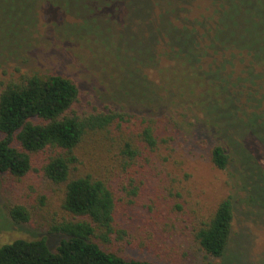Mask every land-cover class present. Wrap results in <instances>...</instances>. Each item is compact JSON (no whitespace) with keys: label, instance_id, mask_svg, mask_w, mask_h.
I'll return each mask as SVG.
<instances>
[{"label":"rangeland","instance_id":"rangeland-1","mask_svg":"<svg viewBox=\"0 0 264 264\" xmlns=\"http://www.w3.org/2000/svg\"><path fill=\"white\" fill-rule=\"evenodd\" d=\"M66 1L69 7L64 5ZM113 1L0 0V92L25 75L61 74L79 88V101L74 107L79 114L97 110L135 113L151 118L159 127L154 148L141 142L134 128L137 122L132 126L120 122V127L115 122L103 136L98 132L85 137L76 150L77 172L104 177L114 190L115 231L109 242L94 239L102 248L156 264H264V208L260 210L259 205L250 202L248 191L237 180L240 164L219 169L211 161V148L221 138L211 129L214 124L209 117L217 119L223 128L234 123L240 126L239 94L244 95L245 90L226 74L244 78L246 71L239 64L229 63L223 69L225 74L220 75L219 69L207 61L212 70L198 80L193 76L197 67L209 69L204 59L193 62L191 68L192 63L181 64L166 56L161 44L155 47L153 37H145L149 17L146 12L142 14L143 9L127 23V15L119 11L102 15V9ZM171 1L161 0L165 4ZM230 1L237 7L223 5V17L248 15L238 12L246 7V0ZM150 4V0L145 2L147 7ZM194 5L193 16L207 15L205 0H196ZM20 9L21 13L17 12ZM185 16L186 10L178 17ZM83 18L91 20V30H79ZM232 24L231 20L229 25L216 20L217 48L247 45L252 54L263 57L264 24L257 33L247 32L245 25L235 29ZM157 27L154 36L167 34V44L172 46V40L175 49L181 51V62H188L190 57L196 60L200 55L185 29L169 32L166 22ZM259 70L256 67L254 72ZM226 88L236 93L233 99L224 91ZM259 94L260 90L256 97ZM245 122L252 129L256 124L264 136V111L258 118L248 115ZM232 135L240 152H251L264 167V153L256 137L243 128ZM126 143L136 150L135 156L125 170L113 173L107 158L111 156L116 163V158L124 159L120 153ZM40 166L38 158L22 177L2 175L0 246L17 238L47 236L49 248L55 250L61 236L50 233L48 226L72 218L61 206L63 183L52 182ZM252 191L257 199H264L260 189L254 187ZM229 194L235 203L233 228L224 254L215 257L201 248L195 233ZM14 204L27 206L29 221L8 220V207Z\"/></svg>","mask_w":264,"mask_h":264},{"label":"trees","instance_id":"trees-1","mask_svg":"<svg viewBox=\"0 0 264 264\" xmlns=\"http://www.w3.org/2000/svg\"><path fill=\"white\" fill-rule=\"evenodd\" d=\"M146 1L114 0L108 2L102 9V15L105 12L112 15L111 10L119 11L127 15V23L135 13L143 9L142 14L146 12L149 17L145 37L146 39L153 37L155 47L161 44V51L166 56L181 64L192 63L189 64L191 68L195 61L199 62L202 59L206 63L210 61L213 67L219 69L220 75L225 74L223 69L229 63L239 64L246 71L244 78L233 77L231 72L226 74L235 78L234 82L245 90L244 95L239 94L241 110L237 118L240 119V126L234 123L223 128L217 119L209 117L214 124L211 129L221 138L211 148V161L219 169H227L232 163L240 164L239 179L237 176L234 178H237L248 191L250 202L259 205L261 210L264 208V199H257L252 189L256 187L264 193V167L251 152H240L239 144L232 140V133L241 128L250 132L251 136L256 137L260 151L264 153V136L258 132L256 124L253 125L255 126L253 130L252 126L245 122L248 115L258 118L264 111V55L261 57L258 53L252 54L250 47L236 43L217 48L215 23L216 20H221L225 25H229L231 20L233 28L239 29L245 25L247 32L257 33L258 29L262 30L261 25L264 24V0H246V7L238 12L248 15H239L238 18H234L233 15L227 18L226 15L223 17L225 12L222 14L223 5L231 9L237 7V3L234 4L230 0H205L204 9L207 15H201L200 19L192 14L196 0H173L166 4L161 0H150L149 7L145 5ZM67 4L69 7L68 1L64 2L65 6ZM93 6L92 4L91 9ZM197 7L200 8L201 5L197 3ZM185 10L187 16L180 19L178 16L185 15ZM21 11L22 9L17 10L19 13ZM190 12L193 18H190ZM164 16L167 17L165 21ZM89 22L91 20L83 18L79 30L87 28L91 30ZM163 22L169 24V32H176L181 28L187 31L192 44H196L200 51L196 60L190 57L188 62H181L182 53L175 49L172 40V46L167 44L165 39L167 34L154 36L155 25L158 24L159 29ZM207 66L209 69L205 71L197 67L193 76L202 80L203 74L207 75L212 70L209 63ZM256 67L260 68L257 73L254 72ZM199 72L201 73L196 76ZM258 79L262 82H255ZM246 81L251 84H244ZM259 90L260 94L256 97ZM224 91L231 99L236 96V93L230 92L228 88ZM78 101L77 84L71 78L56 73L22 76L21 80L8 83L0 92V179L4 174L16 177L28 174L34 162L40 158V167L44 175L56 184L63 183L64 196L61 206L72 215V218L56 220L48 226L50 233L61 236L54 246L55 250L49 248L47 236L17 238L0 246V264H156L106 250L94 240L98 238L103 242H109L115 231L114 190L106 178L89 172L79 173L75 164L78 161L76 150L85 137L98 132L103 136L108 132V127L115 122H118V127L122 122H128L130 125L137 122L134 128L137 127L136 132L141 142L150 148L157 145L160 129L155 127V122L151 118L135 113L97 110L79 114L74 108ZM206 113L210 115L209 111ZM108 152L110 153L111 149ZM135 153L136 150L126 143L120 153L124 159L118 157L116 163L109 156L107 159L111 161L112 172L125 170ZM255 159L257 164L254 162ZM234 211V198L229 194L217 204L209 221L196 231V241L208 254L215 257L224 254L231 237ZM8 220L11 223L29 221V209L22 204L9 206Z\"/></svg>","mask_w":264,"mask_h":264}]
</instances>
